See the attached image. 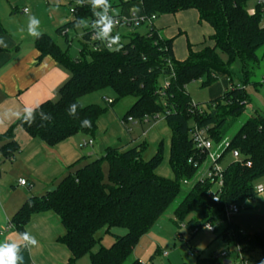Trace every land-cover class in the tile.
Wrapping results in <instances>:
<instances>
[{"label":"trees","instance_id":"16d2710c","mask_svg":"<svg viewBox=\"0 0 264 264\" xmlns=\"http://www.w3.org/2000/svg\"><path fill=\"white\" fill-rule=\"evenodd\" d=\"M118 1L119 7L140 2L144 18L138 27L146 25L148 31L132 33L127 42H121L124 45L121 51L109 52L105 48L106 41H91L96 33L91 27L82 35L81 55L76 58L43 33L35 41L40 59L52 57L70 75L60 88L57 101L40 104L53 119L50 123L44 121L43 127L39 115L31 126L19 120L6 133L0 134V141L8 140L1 148L6 160L14 158L21 150L14 135L18 126L29 137L49 147L78 134L93 138L98 119L127 97H134L136 102L126 112L124 121L132 118L136 123L149 126L163 118L170 128L169 162L173 179L156 174L164 160L163 142L148 161L143 158L146 144L125 151L109 147L100 157L84 162L75 172L65 175L54 192L27 199L14 215L12 228L21 233L26 231L34 214L54 212L66 230L58 242L70 250V264H79L86 256L90 264H126L139 239L182 195L184 183L197 178L192 190L174 211L175 221L182 224L195 214L199 219H190L186 224L195 231L203 225L225 222L228 207L255 198L258 195L255 182L264 177V117L260 110L255 109L256 115L243 124L225 148V153L237 151L240 157L224 167V186L219 192L212 180L199 177L206 154L195 148L191 138V132L197 127L206 129L214 143L221 142L231 128L226 114L240 117L251 104L246 87L253 85L258 89L264 82V79L259 83L252 81L255 69L264 59V51L259 55L264 48V0H258L253 13L247 9L249 0ZM188 10L198 12L200 24L209 25L214 34L210 44L205 42L199 48L189 44L187 59L179 62L174 55L173 40L162 37L154 23L164 16ZM81 17L91 22L95 19L90 4L76 6L73 19L60 26L57 32L67 36L68 30L75 29L73 25ZM237 62L241 69L236 84L233 67ZM220 75L228 76L231 87L218 99L203 105L194 104L187 86L202 81L203 88H208ZM162 81H167L169 86L165 88ZM107 89L116 96L112 104L104 97L107 106L80 104L81 98ZM72 103L79 105L76 117L67 111ZM85 118L91 120L90 128L81 127V120ZM215 195L219 196V202L214 201ZM104 229L108 233L123 229L126 233L113 234L114 243L105 247L100 245L97 236ZM223 236L233 241L235 247L240 246L247 259L264 260V228L254 234H245L235 224H230ZM98 244V250L93 252ZM192 251L195 253L194 249ZM131 264L142 263L134 260ZM195 264L223 262L216 257L198 256Z\"/></svg>","mask_w":264,"mask_h":264},{"label":"crops","instance_id":"0c3cea01","mask_svg":"<svg viewBox=\"0 0 264 264\" xmlns=\"http://www.w3.org/2000/svg\"><path fill=\"white\" fill-rule=\"evenodd\" d=\"M12 1L14 7L10 13L0 10V24L3 28L0 38L7 43V47H0V112L7 108H23L25 105H40L49 100L57 101L60 88L70 77L69 73L52 57L40 59V53L35 48L36 39L27 34L28 14L24 11L28 9L29 13L36 16L38 14L33 13L27 6L19 7L22 1L25 3L28 0ZM138 3L141 17H144L142 4ZM39 5L41 7L37 6L38 10H42L45 16L44 19L37 16L41 21L40 30L58 44L53 29L57 31L60 26L73 19L70 10V15L67 14L65 6L76 7V0H41ZM126 9L128 10L125 12ZM112 12L123 19H130L133 16L130 14L137 11L133 4H129L120 9L112 8ZM88 21L91 23L89 19ZM175 22L181 26H175ZM154 25L162 37L173 40L174 55L179 62L187 59L189 44L199 48L203 43L209 42L214 34L209 25L200 24L199 14L195 10L164 16ZM249 86L245 90L251 99L250 107L254 110L262 109L263 97L257 93L255 87L252 94ZM230 87L228 76L220 75L218 81L208 87L212 91V97H215L211 101L220 98ZM131 98L133 99L126 102L125 107L109 110L98 119L96 134L93 138L78 134L55 147H49L29 137L23 128L18 126L14 135L21 150L14 158L8 160L3 158L1 152L2 146L8 140L0 141V242L7 237L19 242V232L12 228L11 221L27 199L46 195L48 190L56 187L65 175L75 172L76 168L84 162L100 157L109 147L125 151L146 144L147 150L143 158L148 161L157 152L159 144L163 142L164 157L166 149L169 148L170 159L172 132L163 118H159L149 126L147 123L122 124L126 112L136 102L134 97ZM18 121L16 119L5 121L0 125V134L6 133ZM90 140L93 141L92 145L82 146L84 142L88 143ZM161 166L156 170V174L162 178L173 179L170 162L171 175L159 174L158 170ZM21 179L28 185L21 186ZM254 222L259 224L264 221ZM233 223L245 234H254L264 228L262 226L259 230L246 232L242 228L246 220L236 219ZM25 230L36 237L39 245L31 251L22 248L23 264H70L72 258L70 250L58 242L66 234V230L54 212L34 214ZM83 260L79 264H83ZM136 260L139 259L136 258Z\"/></svg>","mask_w":264,"mask_h":264},{"label":"rangeland","instance_id":"374dc122","mask_svg":"<svg viewBox=\"0 0 264 264\" xmlns=\"http://www.w3.org/2000/svg\"><path fill=\"white\" fill-rule=\"evenodd\" d=\"M258 0H249L247 9L250 13L255 11ZM110 3L114 8L120 9L118 6V0H110ZM41 0H28V2L23 3V1L19 4V7L27 6L29 7L33 13L38 14L39 18L44 19V12L42 10H38V7H41ZM133 7H140L138 2L132 3ZM38 6V7H37ZM12 7H14V3L12 0H0V10L9 13L12 11ZM67 9V14H69L70 8L65 6ZM128 9L125 10V12ZM70 15V14H69ZM133 15L132 13L130 16ZM134 18H142L140 12H135ZM88 21V20H87ZM184 22H186L184 20ZM89 23V21H88ZM192 23V21H191ZM179 23L175 22V26ZM91 25V23H89ZM59 25H57L58 27ZM193 26V24H191ZM91 29V26L88 28L81 29L78 31L77 29L68 30V35L65 36L64 33H58L55 28L54 34L56 39L58 40L59 46L64 50L68 51L69 54L76 58L81 55V41L82 35L86 30ZM114 33L119 32L121 34V42H127V38L133 36L132 33L137 32L140 34H145L148 31V27L146 25L140 27H128L120 26L115 28ZM264 48L259 52V55L262 56ZM225 58V56L223 55ZM240 69L241 64L237 62L233 67V76L234 83L239 82L240 77ZM264 79V59L260 63V65L255 69V74L252 79L254 82H262ZM254 89L253 85L249 86V90L252 93ZM187 90L190 93L192 101L194 104L203 105L209 101H211L213 94L211 93V89L203 88L202 81L192 82L187 86ZM257 93L260 94L264 99V82L261 86L258 87ZM253 94V93H252ZM104 98H110L115 100L116 96L114 92L110 89H107L102 92H97L85 96L80 99V104L82 106H88L92 104H99L102 106H107ZM131 97L127 99H122L117 102L113 107H110V110L123 108L125 107V103L129 102ZM261 114L264 117V107L260 109ZM256 115V110L250 107V104L246 107L243 114L240 117H231L226 114L227 121L230 123L231 128L227 133L226 137L219 143H216L217 146H226V143L235 136V134L239 131V129L245 124V122ZM168 127V126H167ZM169 129V128H168ZM136 130V129H135ZM220 151V150H219ZM222 152L224 155L223 161L219 162L222 167H225L229 162L233 160L232 153ZM221 153V151H220ZM221 155V156H222ZM154 155H152L153 157ZM151 157V158H152ZM210 168V163L206 161L202 165L199 170V177H202L204 174L208 172ZM105 169H107V165H105ZM159 174L162 175H171V169L169 166V148L166 149L164 162L161 168L158 170ZM197 178L192 182H187L183 184V193L182 195L172 204V206L168 209V211L158 220V222L150 229V231L143 235L139 239V243L133 251L132 256L126 262V264H131L134 260L139 259L142 264H195L197 257L201 256L202 258H211L221 255L222 253H228L229 257L227 260H231L234 264H240L239 260L236 257L235 252V244L233 241H227L223 234L228 230V225L234 224L233 221L236 219H244L246 223L242 226L243 230L246 232H252L255 230H259L260 227L264 226V194H258L253 199L245 200L239 203L241 208L240 214L228 216L225 214V222H216L214 227L217 228L216 232H208L205 229V226L198 231L190 230L186 224L190 219H199V217L195 214H191L189 218L184 222L177 224L175 221L174 211L178 207L179 203L185 197V195L192 190L193 186L196 183ZM260 187H264V177L258 179L255 182V188L258 190ZM49 191V190H48ZM256 220H260L263 223L257 224ZM253 221V222H252ZM126 233L123 229H114L110 233L103 230L98 235L100 238V245H104L105 247H110L115 239L113 234L124 235ZM99 244L95 247L93 252L98 250ZM192 249L195 250L193 253ZM164 253H167V256H164ZM152 257V258H151ZM83 264H90L89 256L83 258ZM221 262H224L225 259L220 258ZM252 263H260L261 261H256L254 259L250 260Z\"/></svg>","mask_w":264,"mask_h":264},{"label":"clouds","instance_id":"9594fccd","mask_svg":"<svg viewBox=\"0 0 264 264\" xmlns=\"http://www.w3.org/2000/svg\"><path fill=\"white\" fill-rule=\"evenodd\" d=\"M86 2L90 4L92 15L95 19L91 22V25H89L87 19L81 17L73 27L80 31L81 29L91 26L96 30L94 39L106 41L105 48H107L109 52L121 51L124 47L121 43V34L116 32L115 35H113V30L119 26L120 21L116 18L118 14H112L113 6L110 0H76V5L83 6ZM135 10L137 12L140 11L139 7H135ZM25 12L28 14L26 24L27 34L34 39L41 38L43 33L40 30V19L36 15L29 13L27 9ZM23 30L24 29H22V31ZM0 47H7V43L3 38H0ZM78 108L79 105L77 103L70 104L67 109L68 114L72 117H76ZM37 115L41 118V127L45 126L44 121L50 123L53 119L50 113H46L40 108V105H25L23 108H7L3 112H0V125L5 121L16 119L31 126V124L36 121ZM91 124L92 122L90 119L85 118L81 120V127L90 128ZM20 183L24 184L26 182L21 179ZM18 236L19 242L8 237L0 242V264H23L24 257L21 252L22 248L31 251L39 245V241L36 237L28 231L18 233ZM260 264H264V260H262Z\"/></svg>","mask_w":264,"mask_h":264},{"label":"built area","instance_id":"2783aa9c","mask_svg":"<svg viewBox=\"0 0 264 264\" xmlns=\"http://www.w3.org/2000/svg\"><path fill=\"white\" fill-rule=\"evenodd\" d=\"M24 13H26V12L24 11ZM70 14L72 15V17H74L75 7L70 6ZM112 14L115 15L113 12H112ZM133 16H134V14H133ZM143 18L144 17H142V18L131 17L130 19H123V18L119 17L117 19L120 21L119 26L121 24H125L128 27H138L141 20H143ZM153 19H155V18H153ZM95 34L92 35L91 41L97 40V39H94ZM95 49L97 50L98 47H95ZM163 86L166 88L169 86V83L167 81L166 82L164 81ZM107 102H108V104H112L113 100L107 99ZM127 123L135 124L136 122L132 118H128L127 121L122 120V124L125 125ZM191 138L194 142L195 148L197 150L201 151L202 153H205L207 162L210 163V168L208 169V172L206 174H204L202 176V178H205V179L208 178V179L212 180L215 183L216 189L218 190V192L221 191L223 186H224V177H223L224 167H222L220 165L219 159L222 155V152H224L225 148L228 146V143L225 142V144H226L225 147L224 146H217V144L214 143L208 137V133H207L206 129H198L197 127H195L194 130L191 132ZM92 144H93V141L90 140L88 143L84 142L82 146L85 147L87 145H92ZM202 145H206V146H202ZM219 150L221 151V153ZM231 155H232V158L235 160L239 159V157H240V154L237 151H233L231 153ZM20 185L21 186H27L28 184L26 182L24 184L20 183ZM257 193L260 195L264 194V187H260L257 190ZM214 201L219 202V196L215 195ZM240 212H241V208L238 204L231 205L227 209V215L228 216L237 215V214H240ZM205 229L208 232H212V233L215 232V227L212 226L211 224L205 225ZM195 231H198V229ZM235 252H236V257L239 260L240 264H260L258 262L252 263L249 259H247L240 246L235 247ZM167 255H168L167 253H164V256H167ZM228 256H229L228 253H222L221 255L216 256V258H223V259L227 260Z\"/></svg>","mask_w":264,"mask_h":264},{"label":"water","instance_id":"95a60500","mask_svg":"<svg viewBox=\"0 0 264 264\" xmlns=\"http://www.w3.org/2000/svg\"><path fill=\"white\" fill-rule=\"evenodd\" d=\"M56 190V187H52L51 189H49L48 193H52ZM223 264H232V262L230 260H225L223 262Z\"/></svg>","mask_w":264,"mask_h":264}]
</instances>
